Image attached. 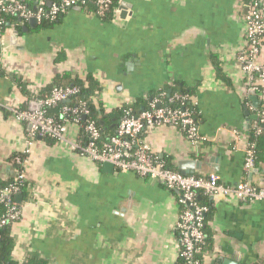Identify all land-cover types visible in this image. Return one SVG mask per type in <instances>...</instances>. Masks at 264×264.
<instances>
[{
	"label": "crops",
	"instance_id": "1",
	"mask_svg": "<svg viewBox=\"0 0 264 264\" xmlns=\"http://www.w3.org/2000/svg\"><path fill=\"white\" fill-rule=\"evenodd\" d=\"M122 2L128 6L120 4L112 22L71 9L48 30L22 20L0 42V181L13 175L15 159L33 141L24 170L30 196L21 198V220L9 227L19 263L33 256L47 264H177L178 192L133 173L107 172L72 151L69 143L83 145L85 135L71 124L65 142L33 140L30 125L13 114L38 110L39 97L66 74L91 75L108 113L169 93L175 83L195 93L198 130L207 138L201 150L179 129L156 126L143 134L150 151L174 167L199 160L194 175L215 173L224 185L264 188V163L257 172L244 170L259 106L237 60L245 45L242 0ZM259 60L264 64V41ZM208 203L214 248L207 264H264V201L208 196Z\"/></svg>",
	"mask_w": 264,
	"mask_h": 264
},
{
	"label": "built area",
	"instance_id": "2",
	"mask_svg": "<svg viewBox=\"0 0 264 264\" xmlns=\"http://www.w3.org/2000/svg\"><path fill=\"white\" fill-rule=\"evenodd\" d=\"M45 0H36L33 9L28 8L19 0H0V42L5 33L3 31V14L17 16L21 20L35 18L41 20H54L61 14H66L73 7L81 6L88 0H60L51 2L48 9L44 8ZM112 0H94L95 16L101 17L107 11ZM246 9L244 40L245 45L237 55L241 73L247 81L244 82L246 92L260 96L259 107L255 109L256 120L252 128L256 135L264 130V64L259 60L264 41V0H242ZM117 11V9H116ZM115 11V12H116ZM243 78V79H244ZM78 93L75 87L53 88L50 95L40 99L36 111L13 110V114L19 121H25L30 125V136L50 137L58 142H65V127L57 126L45 116V109L58 103H66ZM173 99L184 102L186 95L175 94ZM131 105V104H129ZM259 109V110H258ZM62 114H70L76 118L73 126L82 128L85 135L83 145L77 142L69 143L72 151L91 159L96 164L110 163L116 173H133L140 177H146L162 183L168 190L178 192V204L182 206L181 213L175 226L177 234L178 257L184 258L187 264H197L194 254L200 250V245L205 240L202 231L203 217L207 212L205 206L198 204L197 193L203 192L208 196H218L224 199H234L243 203L263 202L264 188L255 187L251 183L242 181L235 185H224L215 173L206 176L186 175L165 167L149 149L145 140L141 138L148 128L167 126L179 129L193 150H201V146L207 141L198 130V125L192 117V113L184 110H172L161 106L154 100L148 110L141 111L138 115H132L130 110L125 111V117L119 122L115 135L101 147L97 145L100 134L93 122L86 126L79 125L78 115L88 114L87 104L81 101L75 108L63 107ZM145 128H147L145 130ZM33 141L29 140L22 156L15 159V164L24 167L31 154ZM254 149L249 141L244 150V170L250 172L254 169ZM15 176L14 183L0 190V206L5 208L0 216V230L21 220L22 213L19 206L13 204L12 197L19 194V187L27 182L25 171ZM1 238V236H0Z\"/></svg>",
	"mask_w": 264,
	"mask_h": 264
},
{
	"label": "trees",
	"instance_id": "3",
	"mask_svg": "<svg viewBox=\"0 0 264 264\" xmlns=\"http://www.w3.org/2000/svg\"><path fill=\"white\" fill-rule=\"evenodd\" d=\"M60 0H45L44 1V8L48 9L51 2H58ZM123 0H112L109 8L104 13L103 16L98 17L103 22H112L115 16L116 9L120 6ZM22 4H25L28 8L33 9L36 0H19ZM82 10L86 13H90L95 15V4L94 0H88L85 4L79 6ZM73 9V8H72ZM65 14H61L54 20H41L38 24V29L48 30L53 28L59 21L63 18ZM3 31L6 32L10 26L18 27L19 21L18 17L10 14H3ZM24 21V20H23ZM217 71L218 65H216ZM219 73V72H218ZM220 78H222L220 76ZM63 81V82H62ZM247 81L244 78V82ZM65 87H75L78 89V93L68 102L66 103H58L52 107L46 108L45 116L50 118L54 124L57 126H65L66 124H73L74 119L76 118L70 114H62L61 109L65 106L68 108H75L77 104L81 101L86 102L88 108V114L85 116L78 115L79 125L81 127L86 126L88 123L93 122L96 128L99 131L100 139L97 142L99 147L102 146L103 143L109 141V139L115 135L119 122L125 117V111L130 110L132 115H138L141 111L148 110L149 105L156 100L160 103L161 106H165L172 110H186L192 113V117L197 123V104L195 102V93L191 91H186L179 87L176 83L173 85L168 91H161L157 94L148 96L140 102L133 103L131 105H124L123 107L113 110L112 112L108 113L105 111L102 102L97 98L101 88L99 84L95 81V79L88 75L84 79L79 78L76 76H71L70 74H66L61 77V80H58L55 84H53L49 89L44 92V95L39 97V99H45L50 95V92L53 88H65ZM175 94L186 95L188 97L187 100L181 102L180 100L173 99L172 102L169 100L173 98ZM259 110V109H258ZM147 128H145L146 130ZM82 131V128L81 130ZM144 136L142 135L141 138ZM248 141L253 144L254 149V168L260 167L264 163V130L262 134L256 135L253 128H250L247 131ZM33 140L36 139L34 136ZM43 140H47L48 142H57V140L50 138V137H42ZM164 163L165 167L176 171V168L171 164L169 158H165L161 160ZM15 164V163H14ZM24 170L23 166L16 165L14 167V173L11 177H9L6 181H0V190L5 188L8 185L14 183L15 176L17 173L22 172ZM203 176V175H197ZM21 196L23 201H26L30 196V191L27 182L19 187V194L12 197L13 204L19 206L16 201L17 196ZM196 200L199 205L205 206L207 208V212L204 214L203 217V227L202 231L205 235L204 242L200 245V250L194 254V260L197 264H207L206 260L210 253L213 252V241L208 235V222L211 219V208L208 203V195H205L203 192L199 191L196 196ZM181 208H183L181 206ZM5 208L0 206V216L4 214ZM12 225V224H11ZM7 226L0 230V264H47V262L40 260L36 257L29 256L25 259L24 262L19 263L15 261L13 258V251H14V241L11 237L10 226ZM177 264H187V261L184 258H177Z\"/></svg>",
	"mask_w": 264,
	"mask_h": 264
},
{
	"label": "water",
	"instance_id": "4",
	"mask_svg": "<svg viewBox=\"0 0 264 264\" xmlns=\"http://www.w3.org/2000/svg\"><path fill=\"white\" fill-rule=\"evenodd\" d=\"M121 6L127 7L128 4L126 2H121ZM73 9L78 10V9H80V7L76 6V7H73ZM18 21L21 22L22 20L18 19ZM28 22H29V25L32 27H36L38 24V22L35 18H29ZM15 34L17 35L16 32H15ZM251 95L253 96V97H251V100L254 102V106H259L260 101L257 99L255 94L251 93ZM253 119H255V118H253ZM215 160L216 159H210V162H214ZM102 165H103L104 170H106L107 172H112L114 170V167L110 163H103ZM175 168H176L177 172H179L183 176L194 175L196 172L201 170L202 162L199 160H195V159L179 160L176 162ZM212 168L214 170H217V167L214 165H212ZM253 171L257 172L258 169H254ZM16 201L19 204V202L21 201L20 195L17 196Z\"/></svg>",
	"mask_w": 264,
	"mask_h": 264
}]
</instances>
